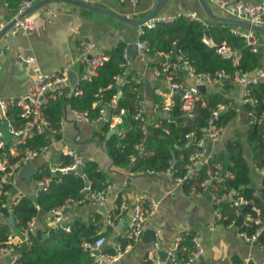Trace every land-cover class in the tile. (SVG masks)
<instances>
[{
	"label": "crops",
	"instance_id": "crops-1",
	"mask_svg": "<svg viewBox=\"0 0 264 264\" xmlns=\"http://www.w3.org/2000/svg\"><path fill=\"white\" fill-rule=\"evenodd\" d=\"M82 1L100 7H107L122 15L135 18H140L148 13L154 3V0ZM245 1L255 4L264 0ZM211 6L217 13L224 14L217 5L212 3ZM43 8L56 15L53 17H51V14L44 15L42 13ZM189 13H195L197 17L206 21L197 0H168L156 16L174 19L178 15L186 16ZM14 15L7 7L5 0H0V25L4 27L13 19ZM26 17L32 24L31 29H20L12 33L10 37L7 34L0 37V98L17 97L28 89L35 73H60L66 65L71 66L79 79V74L82 72L83 75L86 68L79 49L81 41H89L94 44L93 55L104 53L108 56L106 52L120 43H124V46L127 45L128 48L131 43H135L139 38L140 25L126 24L108 15L78 9L77 6L65 1H54L45 4L27 14ZM209 24L210 22L203 25L207 28ZM234 30L239 33L247 32V30L239 27L234 28ZM206 31L208 32V30ZM204 36L209 45H214L209 35L205 34ZM158 53L161 55H158ZM158 53L150 54L147 57V62H142L137 56L132 57L131 55L129 65V72L143 74V113L147 118V128L148 126L151 127V122H155L156 126L159 123L161 124L160 119L155 120L156 114L160 118L166 119V113L154 108V102H159L161 99L152 101L153 90L150 96H147L144 85L146 76L151 82L152 88L159 86L164 91L167 90L164 77L157 75L152 67L150 70L147 68L148 62L163 58L164 53ZM29 56L34 58V62L24 65V61L27 62L26 57ZM177 74L185 86L192 84V79L185 72L179 70ZM259 78L264 80V74L259 75ZM201 85H204L203 91L199 89L201 96L204 92L208 94L220 93L228 99L227 104L223 103L225 109L222 114L229 109L234 111V116L231 119L223 124L221 123L222 131L219 138L214 142L206 141L207 147H210V155L226 154V144L229 140L240 141L243 155L250 166V185L257 194L259 188H264V176L259 171L261 166L257 163L258 159L254 156L253 148L248 141V130L252 122L249 111L246 109L247 102L244 87L230 80L218 84ZM202 98L207 104L205 97L202 96ZM96 105H98V102H93V106ZM106 114L109 113L106 112ZM98 117L96 119L90 118V120L76 119L73 109L66 103L63 115L58 122V128L45 131L50 138V142L47 143L49 144L47 151L31 161L34 170L43 166L47 167V176L50 177V174H57V172L50 171V168L59 158L64 163L69 162L68 157H60V153L63 148L71 147L82 155L84 163L86 161L95 162L97 167L106 175L107 184L105 187H109V190L105 204L99 205L88 199L85 191V187L90 185V182H88L81 190L83 195L80 198H83V201L71 203L63 211V220L70 228L74 220L83 221L87 226L91 225L94 239L100 235L106 238L104 245L106 251H111L116 242L126 244L127 241L123 234L129 227L130 213L134 206V195L144 193L155 200L157 204L154 214L149 218L148 228L155 230L160 251H166L173 246L175 235L188 232L199 238L203 249L200 258L193 264H264V243L262 239L247 242L241 238L238 235L241 225L239 227L235 225L239 215H236L232 226H229V224L233 220L226 225L221 219L222 217L217 214V211L220 212L221 205L218 204L219 206L215 207L214 200L208 199V193H205L204 190H198L197 184H192L189 191L184 192L182 189L183 182L177 185L175 181L177 177H173V173L170 174L167 171L156 174L131 172L127 167L116 165L105 146V137L115 132L116 127L111 128L109 126V131L105 133L102 129V122L109 118L105 119L104 117V120H98ZM260 118L258 123L262 127V139L264 134V111ZM12 124L16 125L15 123ZM56 134L58 137L54 136ZM193 141L192 138L188 140V143ZM10 143L11 140L7 145ZM226 156L228 154L225 155V158ZM11 159L13 158L11 157ZM24 165L12 177L11 194L15 195L17 192H22L24 197L28 196L30 198L31 195H35L34 199L31 198L35 200L41 192L36 195L35 180L37 174L33 171L29 181L23 179L20 173ZM81 168L74 172L78 173ZM220 169L222 174L227 173V170L223 172L224 167ZM196 173L188 178L195 177ZM35 207L39 209V205L35 204ZM50 210L46 213H39L37 216H33L32 220L30 219L34 225V232L38 229L43 231L53 228V215ZM8 215L9 213L4 216V213L0 212V226L6 225L7 227L5 235L12 230L8 222ZM110 217L112 218V224L107 222ZM13 223L16 226L14 219ZM22 227L17 228L16 226V229ZM44 234L47 236V233ZM147 237L149 236L142 235L140 241L132 244L129 252L119 258V264H147L145 257L152 241L151 238L147 240ZM19 255L18 253L16 257L11 256L13 259L9 258L8 255L0 256V264H13Z\"/></svg>",
	"mask_w": 264,
	"mask_h": 264
},
{
	"label": "trees",
	"instance_id": "trees-1",
	"mask_svg": "<svg viewBox=\"0 0 264 264\" xmlns=\"http://www.w3.org/2000/svg\"><path fill=\"white\" fill-rule=\"evenodd\" d=\"M22 0H5L7 7L16 14ZM234 26L222 25L219 23H210L207 28L198 20H192L185 15H178L170 22L159 21L153 28H144V33L140 36L145 39L153 48V51L177 53L178 50L197 72L214 73L217 70H225L233 73L236 69L248 75H256L259 70L264 72V39L255 34L257 38L256 50L247 43V39L236 33ZM208 30L210 40L214 44L225 42L231 48L237 50L240 54L239 62L236 66L230 59L221 57L214 45L206 44L202 41L205 31ZM124 43L107 51L108 59L98 68L96 75L91 79L82 77L76 84L78 93L70 98H62L53 101L43 109V114L50 121L53 129L58 128V122L63 115L65 104L68 103L71 109L77 111H88V116L96 119L99 116V108L107 106L111 98L120 90L121 95L117 102L116 109L109 108V114L112 111L124 109L122 121L116 126V131L105 137V146L107 152L118 166H124L131 172L162 173L170 168L173 177H182L186 173V164L190 153L196 150L195 140L201 136L202 128L207 125V120L211 115V110L218 104H227L228 99L220 93H203L207 104L202 106L196 102L193 109L186 112L181 109L182 101L180 94L174 95V106L172 107L169 118H160L156 114L155 120L161 121V126H156L151 122V127L146 132L141 129L138 119L133 117L135 112V88H143V84L136 85L133 81L124 83L118 89L113 82V75L120 70L122 61V49ZM154 52H151L153 54ZM175 57L172 56V60ZM156 63L148 62L150 70ZM111 86L95 96L101 87ZM249 96L255 99V103H246V109L253 112L256 118H260L264 111V80L260 79L256 84L250 86ZM158 96L152 95V101H158ZM97 101L98 105L93 106ZM234 116V111L229 109L223 112L219 124L227 122ZM7 118L10 122L19 125V109L10 105L7 111ZM102 129L105 133L109 131V122H102ZM162 127H167L169 133L165 134ZM192 132L194 141L188 143L186 134ZM122 133V135H120ZM262 127L260 123L254 122L248 130V141L253 148L254 156L258 159L259 166L264 167V148L261 139ZM150 136V142L147 143L146 137ZM58 137V135H54ZM145 139L146 154L144 157H138L134 161L131 157L136 154L135 145ZM48 133L34 135L27 139L24 147H37L49 143ZM226 154L229 156L230 164L227 172L232 174L231 178H226L224 183L219 186L218 194H222L228 188L237 189L249 203L243 208L245 213L252 204L258 205L262 210L264 217V203L251 187V171L246 161L241 142L238 140H229L226 144ZM225 153L213 154L207 163L202 164L193 178H186L183 181L182 189L188 192L192 184H197L198 190H203L200 183L205 180L209 172L223 169ZM90 182L91 190H102L106 186V175L97 167L95 162L86 161L78 173L68 171L66 173L50 174V184L46 191H41L35 200L30 197H23L18 203L12 206L13 219L17 228L25 226L27 222L39 213H46L51 208L62 204L68 198L78 199L82 197L81 190ZM2 199L0 198V204ZM35 204L39 205L36 209ZM1 212L6 216L8 213L0 207ZM221 218L227 225L236 218L235 211L228 203H223L219 208ZM1 221V219H0ZM256 225L248 228L252 232ZM6 225L0 226V240L5 237ZM47 233L44 237L43 234ZM94 240L92 226H87L83 221L74 220L69 232L62 229L35 230L31 236V244L22 246L19 249V256L13 264H94L87 249L84 248V242Z\"/></svg>",
	"mask_w": 264,
	"mask_h": 264
},
{
	"label": "built area",
	"instance_id": "built-area-1",
	"mask_svg": "<svg viewBox=\"0 0 264 264\" xmlns=\"http://www.w3.org/2000/svg\"><path fill=\"white\" fill-rule=\"evenodd\" d=\"M207 1L210 4L213 3L214 5H217L224 15L264 26V1L255 4L248 3L245 0ZM29 6V2H21L13 18L22 14ZM42 13L46 16L51 14V17L56 15L48 11L46 8L42 9ZM186 17L192 20H198L205 25L209 22L197 17L195 13H189ZM172 20L173 18L170 17L161 18L155 16L140 25L139 38L135 42L137 48L136 56L140 61L147 62V57L151 54V52H154L149 43L140 37L144 33V28H153L159 21L170 22ZM48 21H50V19H48ZM1 28L2 25H0V29ZM31 28L32 24L25 15L24 17L16 20L10 31L14 33L20 29L29 30ZM235 32L244 36L252 50H256L255 45L257 44V38H255L254 33L250 31L245 33ZM201 39L204 43L208 44V40L205 36ZM214 46L216 47L217 53L221 57L230 59L234 66L238 64L240 54L237 50L231 48L225 42L214 44ZM93 48L94 44L89 41H81L79 44L81 58L86 64L85 71L82 75L85 79H91L92 76L96 75L98 68L108 59V56L104 53L93 55ZM153 54L157 53L154 52ZM158 55L161 54L158 53ZM172 56L175 57V60H172ZM26 61L27 63L34 62V58L31 56L26 57ZM152 62L156 63L152 67L155 73L164 77L166 81V91L161 89L159 86L152 88L154 95H157L161 99L159 102H154V108L160 109L162 112L166 113V119L169 118V113L174 106V95L176 93L180 94V100L182 101L181 108L186 112H189V115H191L190 111L193 109L196 102H200L202 106H206V102L202 98L199 90V85L201 84H218L226 80L234 81L244 87L246 102L254 104L255 99L249 96L250 86L258 82L259 75L264 74L262 70H259L256 75H248L242 73L239 69H236L232 74L223 69L217 70L214 73L197 72L179 50L177 53L172 51L164 53L163 58L157 59L156 61L152 60ZM130 63L131 54L128 52L126 45L122 49L120 70L112 77L113 82L116 83L118 88L129 81H133L136 85H139L143 80L142 73L129 72ZM70 68V65H66L60 73L55 74L37 72L33 75L32 82L28 89L20 95L9 99L0 98V124L3 121H8L9 130L12 134L11 143L4 148L5 143L3 135L0 132V155L3 154V158L0 159V198L2 199L0 207L7 213L12 211L13 204L18 203L24 197L22 192H17L15 195L11 194L13 175L24 164L29 161H33L36 157L45 153L49 147V144L47 143L32 148L23 146L27 139L32 138L34 135L42 134L46 130L53 129L50 121L43 114V109L57 99H64L71 97L72 94L74 95L78 93L77 88L75 87V89H73V86L69 82L68 72ZM179 70L181 72H185L186 75L192 79V84L190 86H185L182 80L178 78L177 72ZM110 86L111 84L107 87H101L95 96L97 97L101 95L102 92ZM135 90L136 107L133 117L139 120L141 129L146 132L147 118L143 113L144 99L142 89L135 88ZM120 95L121 92L118 90V92L107 103V106L99 108L98 120H104L108 108L116 109ZM10 105H14L19 109V118L21 120L19 125L12 124L7 118V111ZM224 109V104H218L211 110V115L207 120V125L202 128L201 136L195 140L197 148L194 152L190 153L188 157V163L185 166V175L175 178L177 185H180L186 178L194 175L198 168L202 164L207 163L208 159L211 157L210 149H208L206 141L214 142L219 138L222 131V126L219 124V120ZM73 113L76 119L90 120L88 111L73 110ZM123 114L124 109L122 108L118 111H112V113L109 114V119L105 121H108L109 126L114 128L122 121ZM249 115L252 123L260 122L261 118H256L253 115V112L249 111ZM158 126H161V124L159 123ZM162 130L165 134L169 133V129L167 127H162ZM120 135H122V133H120ZM186 138L188 140L194 138L193 133H187ZM262 139L264 147V134L262 135ZM145 145L144 139L135 145L137 152L131 157L132 161L138 157H144L146 154ZM60 154V157H68L69 162L64 163L63 160L59 158V160H57L50 168V171L59 173L76 171L79 169V165L84 164L82 155L71 147L63 148ZM11 157L13 159H11ZM220 170H218L219 172L214 173L209 172V177L202 181L201 186L204 192L208 193L211 201L214 200L216 206L218 204L222 205L223 203H228L230 207L235 209L236 215H239V209H243L246 205H248L249 201L234 188L227 189L222 194H218L219 186L224 183L226 178L232 177L231 173L227 172L222 174ZM34 171L37 174L35 180L37 195L38 192L47 190L50 177L47 176V167H39ZM259 171L264 176V167H259ZM148 172L152 174L154 173L152 170ZM167 172L170 174L173 173L170 168H168ZM108 190L109 187H105L102 190H90V185L85 187L88 199L95 201L99 205L105 204ZM82 201L83 198H68L62 204L52 208L50 212L53 215V228L69 232L70 226L63 220V211L69 206V204L80 203ZM156 205V201L147 194H135L134 206L130 213L129 227L125 234H123L127 243L123 244L121 242H116L111 251H106L104 249L106 238L103 235L96 237L92 242H84V248L88 250L93 259V263L115 264L119 261V258L122 255L128 253L131 245L140 241L143 233L148 229V221L150 216L154 214ZM217 214L219 217L224 219L226 218V216H221L218 211ZM31 220L21 229H17V232L10 230L5 235V238L0 241V256L8 255L16 257L22 246H29L31 244V235L34 233V225ZM107 222L112 224V218H108ZM233 223L234 220L229 224V226H232ZM253 224L256 225L254 230L252 232H248V228H250ZM156 235L157 234L155 232V238L151 241V245L146 253L145 261L147 264H193L202 254L203 249L199 238L194 234L184 232L175 235L173 246L167 249L165 251V257L161 258L159 242ZM238 235L247 242L262 239L264 243V217H262V210L258 205L252 204L249 210L245 213L242 212L241 230H239Z\"/></svg>",
	"mask_w": 264,
	"mask_h": 264
},
{
	"label": "water",
	"instance_id": "water-1",
	"mask_svg": "<svg viewBox=\"0 0 264 264\" xmlns=\"http://www.w3.org/2000/svg\"><path fill=\"white\" fill-rule=\"evenodd\" d=\"M1 1H4V0H1ZM24 1L31 3V5L22 14L18 15L16 18L11 19V21H9L4 27H2L0 29V37L4 36L6 34L8 37H10L12 34L10 29L14 25V23L16 22L17 19H20V18L24 17L25 15L29 14L30 12L44 6L45 4H48V3L54 2V1H65V2H68V3H71L75 6H77L78 9H84V10H87L90 12L108 15V16L114 17L115 19H117L123 23L130 24V25H136V26L142 25L147 20L155 17L158 14V12L160 11V9L168 2V0H154L153 6L148 11V13H146L144 16H142L140 18H135V17L125 16V15H122L120 13H117L116 11H114L110 8L96 6V5L87 3V2L82 1V0H37V1H35V0H24ZM197 2H198L199 8H200L202 14L206 18V20L209 21L210 23H219L222 25H230V26H234V27H239V28L245 29L247 31H250L254 34H257L262 39H264V26L253 24V23H250L249 21L237 19V18L228 16V15L219 14L213 9L211 4L207 0H197ZM205 34L208 35V32L205 31ZM128 52L132 55V57H135L137 55V48H136L135 43H131L129 45ZM21 61L23 62L22 58H21ZM23 64L27 65V62L24 61ZM68 78H69L70 84L73 86V89H75L77 81H78V76H77V73L72 68H70V70L68 72ZM144 85H145L146 95L150 96L151 91H152V84L146 76L144 78ZM199 89L201 91H203L204 85H200ZM108 118H109V114H106L105 119H108ZM149 128H150V126H148V129ZM0 132L3 135V140L5 143L4 148H6L7 144L12 139V134L9 130L8 121H3L0 124ZM111 132H113V130H111ZM149 142H150V136L148 135L147 136V143H149ZM208 149H210L209 146H208ZM2 158H3V154L0 155V159H2ZM229 164H230L229 157L226 156L225 162H224L223 172H226ZM81 167H82V165H79V168H81ZM33 171H34L33 163L31 161H29L22 168L20 176L23 179L29 181ZM257 194L264 201V188L263 187L259 188L257 190ZM31 198L34 199L35 195H31ZM208 199H211V198L208 196ZM219 205H221V204H219ZM215 207H216V205H215ZM239 212H240V214L235 221V225L237 227H239L242 223V215H241L242 209H240ZM8 222L11 225V229L14 232H17L16 226L13 223V215L11 212L8 215ZM143 235L149 236V237H147V240L148 239L150 240V238H151V240H153L155 238V230L148 228L143 233ZM43 236L46 237V234H44ZM165 255H166L165 251H160L161 258H164ZM8 257L11 258V256H8ZM11 259H13V258H11ZM115 264H119V261L116 262Z\"/></svg>",
	"mask_w": 264,
	"mask_h": 264
}]
</instances>
